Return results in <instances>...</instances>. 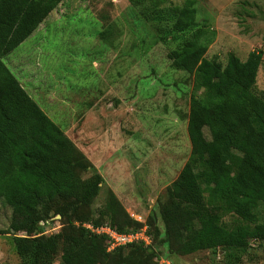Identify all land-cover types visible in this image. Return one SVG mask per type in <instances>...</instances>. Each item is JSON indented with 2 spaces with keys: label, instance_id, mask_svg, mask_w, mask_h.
<instances>
[{
  "label": "rangeland",
  "instance_id": "rangeland-1",
  "mask_svg": "<svg viewBox=\"0 0 264 264\" xmlns=\"http://www.w3.org/2000/svg\"><path fill=\"white\" fill-rule=\"evenodd\" d=\"M184 9L192 13V24L176 32ZM194 41L206 46L205 59L222 67L230 53L242 62L260 54L254 92L264 93V0H63L3 58L6 67L13 64L24 74L13 75L32 87L28 95L87 160L80 179H103L88 206L40 222L43 237L61 233L68 218L76 228L84 219L99 220L112 192L134 221L155 216L153 249L122 250L127 261L118 264H134L128 258L133 252L141 264H154L164 254L173 264H264V241L250 240L246 251L220 247L182 255L164 234L160 206L190 155L187 117L194 85L193 75L176 68L170 54ZM12 55L21 58L13 62ZM216 131L203 129L207 140ZM208 210L226 229L238 224L219 206ZM257 214L264 224V204ZM10 215L0 203V230ZM11 239L0 236V264H22ZM53 264H62L60 253Z\"/></svg>",
  "mask_w": 264,
  "mask_h": 264
},
{
  "label": "trees",
  "instance_id": "trees-1",
  "mask_svg": "<svg viewBox=\"0 0 264 264\" xmlns=\"http://www.w3.org/2000/svg\"><path fill=\"white\" fill-rule=\"evenodd\" d=\"M62 1L0 0V203L11 211L0 236H12L22 264H53L59 253L62 264L124 263L122 250L145 253L153 247L131 245L107 252L105 236L82 225L76 228L70 218L61 233L40 234V222L56 215L66 218L77 205L88 206L103 183L99 174L87 182L80 179L78 172L89 168L87 160L2 61ZM191 15L189 9L180 11L174 31L190 26ZM205 50L194 41L170 54L176 68L194 77L187 117L190 155L159 211L167 240L182 255L220 247L246 251L250 240L264 241V224L257 214L264 204V93L254 92L261 57L252 52L242 62L230 53L222 67L205 59ZM204 128L217 129L211 140ZM211 206L231 213L236 227L224 228L220 217L209 212ZM99 214V220L82 223H108L122 233L141 227L112 192ZM154 219V214L148 217L150 230ZM139 256L133 252L128 258L141 264Z\"/></svg>",
  "mask_w": 264,
  "mask_h": 264
},
{
  "label": "built area",
  "instance_id": "built-area-1",
  "mask_svg": "<svg viewBox=\"0 0 264 264\" xmlns=\"http://www.w3.org/2000/svg\"><path fill=\"white\" fill-rule=\"evenodd\" d=\"M141 227L128 232H118L110 227L108 223H104L99 227L86 223L82 227L90 231L94 235L105 236L106 251L112 252L115 249L128 247L131 245H141L144 248L153 247V237L150 233V228L146 220L141 217L137 220ZM155 264H173L168 254L155 257Z\"/></svg>",
  "mask_w": 264,
  "mask_h": 264
},
{
  "label": "crops",
  "instance_id": "crops-1",
  "mask_svg": "<svg viewBox=\"0 0 264 264\" xmlns=\"http://www.w3.org/2000/svg\"><path fill=\"white\" fill-rule=\"evenodd\" d=\"M24 42H25V41H24ZM24 42H23V43H24ZM23 43H22V44H23ZM22 44H21V45H22ZM21 45H20V46H21ZM12 54H13V52H12ZM16 58H17V59H20L21 57H20L19 55H17V56L12 55V60H13V62L16 61ZM7 67H8V69H9L13 74H15V76L19 77L20 79H22V78L24 77V74L21 73L20 71H18V69H16L15 66H14L13 64H9ZM20 85L22 86V88H23L26 92H27L28 89H32L31 86H26V84L20 83Z\"/></svg>",
  "mask_w": 264,
  "mask_h": 264
}]
</instances>
